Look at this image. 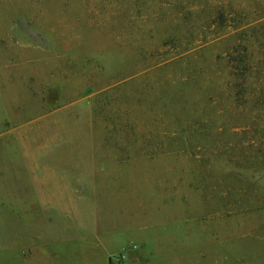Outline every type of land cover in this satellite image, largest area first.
Returning a JSON list of instances; mask_svg holds the SVG:
<instances>
[{
  "label": "rangeland",
  "instance_id": "obj_1",
  "mask_svg": "<svg viewBox=\"0 0 264 264\" xmlns=\"http://www.w3.org/2000/svg\"><path fill=\"white\" fill-rule=\"evenodd\" d=\"M48 155L119 182L96 264H264V0H0V192Z\"/></svg>",
  "mask_w": 264,
  "mask_h": 264
},
{
  "label": "crops",
  "instance_id": "obj_2",
  "mask_svg": "<svg viewBox=\"0 0 264 264\" xmlns=\"http://www.w3.org/2000/svg\"><path fill=\"white\" fill-rule=\"evenodd\" d=\"M59 162L48 155L26 165L0 192L8 194L0 200V258L8 264H96L120 253L112 247L124 226L111 192L119 182L109 170Z\"/></svg>",
  "mask_w": 264,
  "mask_h": 264
}]
</instances>
